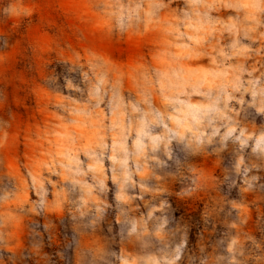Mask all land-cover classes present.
<instances>
[{
  "label": "rangeland",
  "instance_id": "1",
  "mask_svg": "<svg viewBox=\"0 0 264 264\" xmlns=\"http://www.w3.org/2000/svg\"><path fill=\"white\" fill-rule=\"evenodd\" d=\"M0 264H264V0H0Z\"/></svg>",
  "mask_w": 264,
  "mask_h": 264
}]
</instances>
